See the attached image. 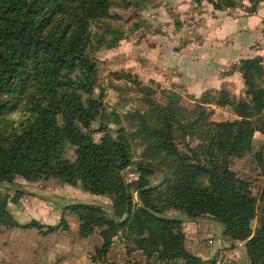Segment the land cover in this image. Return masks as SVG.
<instances>
[{"label": "trees", "instance_id": "trees-1", "mask_svg": "<svg viewBox=\"0 0 264 264\" xmlns=\"http://www.w3.org/2000/svg\"><path fill=\"white\" fill-rule=\"evenodd\" d=\"M111 1L0 0V92L26 91L29 82L36 81L35 89L25 92L34 106L31 119L17 130L0 133V184L11 185L18 177L31 181L54 177L73 187L82 183L95 196H112V217L92 205L73 207L82 221V237L107 225L102 256L109 254L114 237L120 235L128 253L139 250L148 260L202 264L186 250L182 221L159 215L175 209L190 219H213L223 226L226 237L246 243L250 264H264V188L254 196L249 183L230 167L232 159L253 151L256 133L264 135V64L259 58L245 59L228 71L243 75L244 99L226 92L216 102L213 98L217 106L233 107L235 121L209 122L201 106L196 107L197 114L184 110L193 120L184 125L185 134L199 135L197 148L183 154L167 132L160 135L154 154L161 162L134 167L140 174L135 202L131 185L120 175L130 167L126 140L109 138L99 144L92 134L102 105L93 99L96 63L89 57L86 23L110 18ZM193 1L200 5L203 0ZM244 1L251 3L252 14L261 2L216 0L213 8L225 11ZM200 104L210 102L205 97ZM150 132L144 130L146 141L155 136ZM67 145L76 148L75 161L66 158ZM260 162L264 166V152ZM155 175L165 180L159 190L165 199L155 197L157 187L151 181ZM6 209L7 202H2L0 223ZM17 224L11 219L7 223ZM32 225L42 227L38 222Z\"/></svg>", "mask_w": 264, "mask_h": 264}, {"label": "rangeland", "instance_id": "rangeland-1", "mask_svg": "<svg viewBox=\"0 0 264 264\" xmlns=\"http://www.w3.org/2000/svg\"><path fill=\"white\" fill-rule=\"evenodd\" d=\"M215 1L203 0L198 5L193 0H112L110 18L86 23L90 38L88 53L96 63L93 99L102 105L98 121L92 127L93 138L99 144L109 138L113 142L126 140L130 167L121 170L120 175L131 185L135 202L139 201L140 174L134 167L140 163L161 162L154 151L162 133L167 132L183 154L200 145L198 134L192 137L185 134L184 125L193 120L188 119L184 110L197 114L196 107L201 106L209 122L237 119L233 107L217 106L213 101L214 97H217L215 102L218 101L224 92L238 99L231 85L196 97L186 91L181 81L174 83L173 79L166 78L162 69L158 75L154 70L162 59L170 63L173 53H179L183 43L174 41H178L179 34L186 33L190 21L198 19V14H205L206 8L216 11L213 8ZM177 2H183L185 6L179 8ZM188 40L186 36L183 41ZM35 85L36 81L31 80L26 91L0 92V133L17 130L31 119L34 106L29 105L25 92H32ZM22 87L25 89V82ZM205 97L210 104L201 105ZM147 128L150 133H155L151 141L144 139ZM253 147L245 157L232 159L230 167L249 183L257 197L264 188V166L260 162L264 135L255 134ZM66 151V158L75 161L76 148L67 145ZM151 181L157 187L155 197L165 199V194L159 192L165 181L163 177L155 175ZM2 202H7L8 213L0 223V264H99L103 260L115 263L123 258L124 238L114 237L109 254L102 256V233L107 225L82 237V221L79 212L73 209L92 205L102 209L106 217H112L115 207L112 196H95L86 192L82 183L73 187L54 177L32 181L18 177L11 185L0 184V204ZM159 215L168 219L185 216L175 209L164 210ZM9 219L17 221V226L7 225ZM34 222L42 227H34ZM252 225L256 229L257 221Z\"/></svg>", "mask_w": 264, "mask_h": 264}, {"label": "crops", "instance_id": "crops-1", "mask_svg": "<svg viewBox=\"0 0 264 264\" xmlns=\"http://www.w3.org/2000/svg\"><path fill=\"white\" fill-rule=\"evenodd\" d=\"M255 1L261 2L253 14L249 12V1L225 11L206 8L205 14H198V19L190 21L185 34H179L178 41H174L183 43L179 53H173L170 63L162 59L154 69L156 75L162 69L166 78L173 79L174 83L181 81L186 91L196 97L229 84L234 96L244 99L243 75L237 71L227 73L245 59L259 58L264 64V0ZM176 4L179 8L185 6L183 2ZM188 4L192 6L190 1ZM186 36L189 40L183 41ZM179 219L183 222L186 250L202 264H250L246 243L233 242L226 237L223 226L213 219L186 216ZM121 248L123 258L115 263L99 264H186L184 260H148L142 251L128 253L126 245Z\"/></svg>", "mask_w": 264, "mask_h": 264}]
</instances>
